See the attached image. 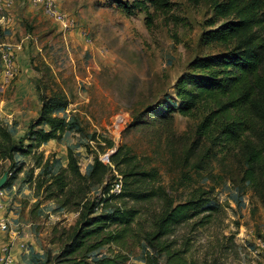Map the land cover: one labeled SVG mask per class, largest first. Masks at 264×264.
I'll use <instances>...</instances> for the list:
<instances>
[{
	"label": "rangeland",
	"instance_id": "374dc122",
	"mask_svg": "<svg viewBox=\"0 0 264 264\" xmlns=\"http://www.w3.org/2000/svg\"><path fill=\"white\" fill-rule=\"evenodd\" d=\"M49 1L55 15L33 0H0V121L17 140L38 118L44 99L67 102L54 113L67 125L58 141L26 156L15 154L12 166L0 163V179L6 175L0 215L9 223L0 244H9L15 264H54L106 183L120 177L123 184L122 174L149 171L157 179L139 188L161 189L174 204L203 195L217 207L208 224L198 225L197 217L165 237L187 264H261L264 184L255 189L242 180L236 151L215 145L199 130L200 111L164 112L188 64L214 53L200 45L212 17L209 0H168L170 12L151 10L148 28L145 14L129 16L117 8L125 0ZM118 115L125 122L116 130ZM69 151L81 176L89 174L94 158L100 161L109 152L115 163L109 161L95 184L71 173ZM61 169L63 192L53 184ZM108 204L139 212L127 237L112 246L127 256V264H165V256L145 240L161 200Z\"/></svg>",
	"mask_w": 264,
	"mask_h": 264
},
{
	"label": "trees",
	"instance_id": "16d2710c",
	"mask_svg": "<svg viewBox=\"0 0 264 264\" xmlns=\"http://www.w3.org/2000/svg\"><path fill=\"white\" fill-rule=\"evenodd\" d=\"M209 2L212 17L206 22L209 29L202 32L200 45L214 53L197 56L188 64L187 72L176 81L174 95L168 98L169 106L164 107V112L176 110L188 116L200 111L204 117L199 130L211 136L215 145L236 151L244 166L242 180L256 189L264 184V0ZM170 7L168 0L117 2V8L125 15L145 14L147 28L153 17L151 10L168 13ZM66 107L67 102L58 96L44 99L38 118L17 140L0 121V163L7 160L12 166L15 154L26 156L44 143L58 141L67 125L54 113ZM108 143L107 148H111L112 144ZM114 155L109 156L112 164ZM67 157L71 173L95 184L108 170L94 158L89 174L81 176L75 154L69 151ZM37 161L39 166L41 160ZM43 167L45 174L50 175L52 166L46 162ZM64 173L61 169L53 180L59 192L67 187ZM122 175V191L118 195L110 194L111 181L102 187L99 202L89 206L70 242L54 257V264H127V256L112 246L120 245L127 237L139 212L126 207L110 208L108 203L118 199L143 202L154 198L162 204L145 240L165 256V264H187L176 246L165 243V237L197 217H200L198 225L208 224L217 207L203 195L174 204L161 189L139 188V184L157 179L154 171ZM99 206L101 211L96 212Z\"/></svg>",
	"mask_w": 264,
	"mask_h": 264
},
{
	"label": "built area",
	"instance_id": "2783aa9c",
	"mask_svg": "<svg viewBox=\"0 0 264 264\" xmlns=\"http://www.w3.org/2000/svg\"><path fill=\"white\" fill-rule=\"evenodd\" d=\"M33 1L37 5L42 4L47 13H50L52 15L56 14L55 11L51 8L53 6V3L50 2L49 0H33ZM3 59H4V63L7 64V66L11 64V58H9V56L5 55ZM124 122L125 119L123 118V116L118 115L114 118L113 127L117 130L123 125ZM109 153H107L100 160V162H102L104 165L109 164ZM121 191H122V178L118 177L117 179H114L111 182L109 193L118 195ZM1 209H2V205L0 202V210ZM8 231H9V223L4 216L0 215V235L6 234ZM257 245L261 249L260 251L257 252V255H260L261 264H264V240H258ZM0 264H15V260L11 254V249L9 244H5V243L0 244Z\"/></svg>",
	"mask_w": 264,
	"mask_h": 264
},
{
	"label": "water",
	"instance_id": "95a60500",
	"mask_svg": "<svg viewBox=\"0 0 264 264\" xmlns=\"http://www.w3.org/2000/svg\"><path fill=\"white\" fill-rule=\"evenodd\" d=\"M5 181H6V175H3L0 179V188L4 185Z\"/></svg>",
	"mask_w": 264,
	"mask_h": 264
}]
</instances>
